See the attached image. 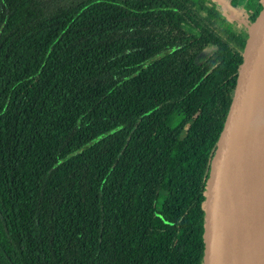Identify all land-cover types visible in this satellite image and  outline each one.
<instances>
[{
	"label": "trees",
	"instance_id": "obj_1",
	"mask_svg": "<svg viewBox=\"0 0 264 264\" xmlns=\"http://www.w3.org/2000/svg\"><path fill=\"white\" fill-rule=\"evenodd\" d=\"M258 1L0 0V264H203Z\"/></svg>",
	"mask_w": 264,
	"mask_h": 264
},
{
	"label": "water",
	"instance_id": "obj_2",
	"mask_svg": "<svg viewBox=\"0 0 264 264\" xmlns=\"http://www.w3.org/2000/svg\"><path fill=\"white\" fill-rule=\"evenodd\" d=\"M234 69L211 137L203 264H264V0L244 23Z\"/></svg>",
	"mask_w": 264,
	"mask_h": 264
},
{
	"label": "built area",
	"instance_id": "obj_3",
	"mask_svg": "<svg viewBox=\"0 0 264 264\" xmlns=\"http://www.w3.org/2000/svg\"><path fill=\"white\" fill-rule=\"evenodd\" d=\"M223 2V6L226 10V13L230 16H235L236 10L231 6L230 0H221Z\"/></svg>",
	"mask_w": 264,
	"mask_h": 264
},
{
	"label": "rangeland",
	"instance_id": "obj_4",
	"mask_svg": "<svg viewBox=\"0 0 264 264\" xmlns=\"http://www.w3.org/2000/svg\"><path fill=\"white\" fill-rule=\"evenodd\" d=\"M155 102H157V98L152 99V101L150 102V105L155 103Z\"/></svg>",
	"mask_w": 264,
	"mask_h": 264
}]
</instances>
